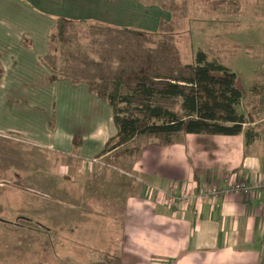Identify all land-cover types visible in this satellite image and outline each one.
Instances as JSON below:
<instances>
[{"label":"crops","instance_id":"crops-1","mask_svg":"<svg viewBox=\"0 0 264 264\" xmlns=\"http://www.w3.org/2000/svg\"><path fill=\"white\" fill-rule=\"evenodd\" d=\"M161 1L0 0V158L12 163L3 169L27 189L55 195L53 212L48 199L16 200L22 225L0 216L8 236L22 240V247L3 248L8 264H264V193H230L184 213L165 205L161 194L226 187L230 175L264 178V116L257 117L264 95L250 107L258 113L252 127L261 132L252 144L244 132L180 133L172 145L140 137L135 146L103 154L118 131L112 107L42 62L57 19L156 32L162 19H173ZM209 8L216 19L199 21L205 44L199 49L210 55V37L221 40L227 47L211 56L227 67L229 61L252 68V79L263 82L253 93L264 94V0H222ZM225 8L230 16L221 19ZM229 68L245 90L239 70ZM52 163L62 181L53 189Z\"/></svg>","mask_w":264,"mask_h":264},{"label":"trees","instance_id":"trees-1","mask_svg":"<svg viewBox=\"0 0 264 264\" xmlns=\"http://www.w3.org/2000/svg\"><path fill=\"white\" fill-rule=\"evenodd\" d=\"M160 7L172 14L176 9L174 0H162ZM177 29L174 15L169 22L162 19L156 32L101 22L55 21L42 62L57 78L87 86L112 107L118 131L103 154L140 137L161 145L174 144L180 133L244 132L247 145L260 138L261 132L252 127L258 113L242 109L245 92L237 74L201 49L192 62H185L175 39ZM81 42L85 49H70ZM250 90L253 93L255 87ZM74 143L79 147L80 138Z\"/></svg>","mask_w":264,"mask_h":264},{"label":"rangeland","instance_id":"rangeland-1","mask_svg":"<svg viewBox=\"0 0 264 264\" xmlns=\"http://www.w3.org/2000/svg\"><path fill=\"white\" fill-rule=\"evenodd\" d=\"M218 1H222V0H174L176 9L173 15L175 16L176 22L178 23V29H177L178 34L175 33L176 35L175 39L178 42V47L180 49L181 55L185 62H188V63L192 62V60L194 59L195 51H197L200 47L205 49L204 40L203 39L199 40V34L196 28L199 25V21H202L205 18H209L211 21H215L216 15L206 14V12L210 9L209 7L213 9V7L215 6V2H218ZM218 4H219V7H221V3H218ZM223 12L224 13L222 14L220 10L218 12L219 17L221 19H226L227 17L230 16L226 8L223 10ZM191 29L193 30L191 31ZM213 34H215L214 30H212V35ZM242 42H248V41L245 40ZM207 43H210L206 47V50L210 52L211 59H213L214 55H217V54L220 55L218 53L220 49H225L227 47V46H224V43L221 42V40L217 38L216 40H214L213 36L210 37V40ZM70 49L83 50L85 49V45L83 44V42H81L80 46L70 47ZM89 53L92 54V51L90 50ZM225 64H228L229 67L234 68L235 71L239 70V72L241 73V82H243L246 86L244 90L245 97L243 100V107L245 105L246 106L248 105V108L251 109L250 108L251 105L255 104L254 101H258L259 103L260 101L263 100L264 94L262 93L257 94L255 92L252 93V91L250 90V88H252L253 86L261 87L263 83L262 81H259L258 79H255V78L252 79L253 76L250 73V71L252 72L251 70L252 68L249 69V72L248 71L246 72L245 70H243V66H242L243 63H238L239 65L237 66V65H234V63H231V62L229 63L228 61V63H225ZM250 80H253V81L250 82ZM243 110L246 112L247 109H245L244 107ZM247 111L249 114V112L252 110H247ZM262 112L264 114V111H261V114L257 115V117L259 116L260 118L264 116ZM138 140H140V138H138ZM135 143L136 141L132 142V145L135 146ZM2 159L3 158H0V203H2L1 208L3 210V211H0L1 219L12 221L14 225H17V224L22 225V219L24 218L23 211H22L23 208H22V205L18 206L16 204V200H19L21 202L22 200H28L34 196L42 198L44 200L48 199L51 202V206L48 207V210L53 212L54 210L53 205H55L54 192H50L51 195L49 196V195L44 194V191H42V189L40 190L35 189V188H32L33 190L27 189L31 185L24 186L23 182H18L16 179L13 178L14 174H10L11 171L9 172L4 171L6 169H3V168H6L8 165L10 166L12 163H10L9 160H2ZM109 164L114 165V163L112 164L111 162ZM20 168H21L20 174L22 176L23 171H22L21 165H20ZM10 169H12L11 166H10ZM49 170H51L50 178H48L50 182L49 185L52 186V189H53L55 188L56 183L57 184L62 183L61 178L58 175L59 165L54 166V163H52V167H51L49 164ZM1 184L3 186H1ZM8 226H9L8 224H4L0 222V249L2 251V254L0 255V264H8L7 263V253L5 252L6 251L5 249L3 250V248H6L7 246L22 247V240L20 237L16 235L14 236L13 234H11L10 237L8 236L9 235L7 232ZM42 226H44L45 229L47 228V226L43 224ZM33 244H38V243H33ZM36 246H40V245H36ZM41 246L44 247L46 246V244L43 243V245Z\"/></svg>","mask_w":264,"mask_h":264},{"label":"built area","instance_id":"built-area-1","mask_svg":"<svg viewBox=\"0 0 264 264\" xmlns=\"http://www.w3.org/2000/svg\"><path fill=\"white\" fill-rule=\"evenodd\" d=\"M226 187L219 184H212L201 187L197 191H181L172 188L167 192L161 191L164 196L165 205L184 213L189 207L193 206L196 210L200 204L209 200H216L230 193L239 194L247 197H256L264 193V178H257L253 182L242 180L239 176L230 175L225 179ZM1 186H3L1 184Z\"/></svg>","mask_w":264,"mask_h":264}]
</instances>
